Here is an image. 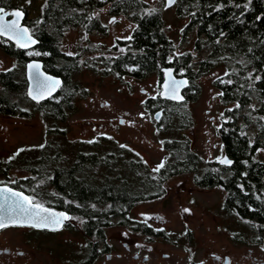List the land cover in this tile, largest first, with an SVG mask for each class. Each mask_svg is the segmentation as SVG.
<instances>
[{
  "label": "flooded vegetation",
  "instance_id": "1",
  "mask_svg": "<svg viewBox=\"0 0 264 264\" xmlns=\"http://www.w3.org/2000/svg\"><path fill=\"white\" fill-rule=\"evenodd\" d=\"M0 6L4 10L14 7L11 5L7 7L5 0H0ZM173 7L175 8V5L164 10L167 12ZM22 10L26 13L23 22L27 23L30 34L33 35L32 25L25 22L27 10L25 8ZM110 15L109 22L118 20L116 17L120 16ZM101 24L103 28L91 29L89 33H84L83 28H71L79 30V33L85 35L88 40L89 34L92 33L107 35L108 26L103 19ZM134 27L133 23L126 38L117 39L111 49L112 52L105 53L101 47L93 50L89 47L82 49L80 46L76 52L64 51L78 65L80 64L79 70L87 66L96 73L113 76L119 81L125 80L126 76L143 81L153 77L149 90L141 88L142 94H146L142 105L152 115V118L145 123L150 125L144 126L140 124L143 122L128 121L124 117L120 120H90L86 121L89 128L87 131H90V134L86 137H69L67 142L62 144L66 132L64 127L60 126V122H65L67 118L55 122L49 117L50 119L46 118V120L53 125L47 127L45 132L58 133L53 135L52 139L47 137V134L44 135L40 146L27 147L34 150L28 151L27 154L21 150L25 148L23 144L15 150L0 152V189L21 191L35 204L54 210H64L69 214L66 221L55 227L17 223L6 224L5 227L0 228V264H247L243 230L244 219L248 218L244 217V201L242 202L234 194L236 187L241 189L240 193L244 195V184L239 183V172L234 167L235 159L229 154L225 142V135L230 130L229 125L233 126L232 121L225 118V109L219 117L211 116L212 136L216 137L219 143V152L213 153L208 150H193L191 147L190 136L185 129L191 127L193 120L164 119L166 105L169 102L183 105L194 100L193 94L200 95L202 87L199 78L209 72L204 74L199 72L198 65L203 57L193 56L186 63L183 62L182 56H170L165 59L158 56L153 66H143L141 62L136 61L125 66L123 71L115 68L114 72L108 73L107 69L110 68L106 66V61H111L112 57L117 59L130 52L121 45L130 44L133 34L131 29ZM184 27L181 28L182 36L191 33H186ZM165 35L172 41L166 33ZM36 38L38 42L35 46L22 49L9 38L0 35V52L4 58H11L12 64L27 58L24 64L26 73L28 60H41V55L48 57L51 54L50 50H43L40 47V39ZM125 39L129 40L126 42ZM8 47L14 51L11 50L9 53ZM174 52V55L179 53L176 50ZM107 56L112 57L110 60H105ZM135 58L133 56L132 61ZM11 67L0 64V131H3L6 124H10V120L12 123L15 120L21 121L33 111L40 112L43 117L40 110L47 100L63 101L65 110H72L75 108L76 96L83 95L79 89L59 88L54 96L45 100L34 101L28 98L33 103V107L26 110L22 100L20 103L18 95L19 92H24L22 81L21 88L15 90L16 95L9 99L12 102L17 101L10 108L7 99L8 90L3 86L7 84V73ZM168 68H172L176 77H187L189 80L188 85L180 92L184 96L182 101L164 98L160 94L163 90L165 70ZM221 68L222 72L218 77H221L225 71L223 67ZM79 70L74 71V74ZM192 72L197 73L195 77L192 76L194 79L189 75ZM216 79L217 77L213 78L212 88L216 91L219 104L225 105L220 98L221 89L215 84ZM159 110L162 113L158 119H155L154 114ZM133 123H136L133 128H145L139 130L140 141H135L137 144L141 143V146L147 145L153 148L154 143H148L150 139L152 140L151 134L160 137L155 155L121 137L118 130H121L125 124H130L129 127H132ZM253 126L257 130L252 132L258 131L260 138L256 140L257 136L254 134L249 136L248 141L255 149L252 152L254 155L251 166L258 165L264 170V135L261 136L262 131L258 128L261 127L260 124ZM243 127L237 130L241 135H244ZM173 132H177L178 135L168 136ZM183 146L186 150H181ZM213 146L216 147V143ZM40 148H43V153L38 150ZM225 157L232 163H221ZM241 163L244 166V157L241 158ZM161 164L163 167H159ZM70 175L84 186L81 198L74 196L70 187H67L66 182L69 181ZM213 192L220 195L217 203L219 209L224 211L237 228L233 231L226 229L229 235L224 234L225 239L220 242H217L216 238L214 240L213 237H208L201 243L197 237L200 234L193 232L188 219L196 216L192 208L200 204L195 194L204 195ZM260 192L264 194L263 185ZM6 193L4 195L7 196ZM2 202L3 198L0 197V203ZM86 207L91 208L90 211H85ZM173 207L175 211L172 210L170 213L172 215L178 213L183 219V226L179 229H175L174 218L167 214L169 208ZM109 208L111 209L107 210L109 214L105 215L104 210ZM257 222L256 226H251V229L255 227L254 233L260 236V240L255 243L259 246L261 251L259 255H261L264 254V220ZM109 230H112V234L108 232ZM250 250L249 252L252 253ZM256 260L264 264V260L255 258Z\"/></svg>",
  "mask_w": 264,
  "mask_h": 264
},
{
  "label": "trees",
  "instance_id": "2",
  "mask_svg": "<svg viewBox=\"0 0 264 264\" xmlns=\"http://www.w3.org/2000/svg\"><path fill=\"white\" fill-rule=\"evenodd\" d=\"M5 1L7 7H10L12 0ZM163 3L164 0H43L32 31L40 39V47L51 51L48 57L40 56L44 69L63 78L61 90L74 88L82 91L83 87L72 77L74 71L80 69V64L62 49V39L71 27L83 28L84 33L103 28L101 15L96 14L102 6L110 14L124 15L135 24L131 29L132 43L121 45L130 52L117 59L112 56L105 58H111V61H106V66L110 68L107 69L108 73L114 72L115 68L122 70L136 61L143 66H153L158 56L164 59L182 56L183 62L188 63L191 57L200 55V58L203 57L198 65L201 74L218 66L223 67L225 71L221 77H217L215 84L221 89V101L227 106L224 116L233 125H229L230 130L225 135L226 148L235 159L234 167L239 172V183L244 184V195L236 187L234 194L244 201V217L255 225L257 221L264 220V194L260 192L262 185L264 188V170L258 165L251 166L255 149L248 140L253 134L257 136L256 140L260 138L258 131L257 134L252 132L257 130L254 124L261 125L258 128L262 131L261 136L264 135V0H178L175 4L176 13L187 18L184 29L186 33H194L191 41L195 50L194 53L185 51L178 55H174V42L165 35ZM128 40L125 39L126 42ZM7 49L9 53L12 50L10 47ZM133 56L136 60L132 61ZM26 59L17 60L13 64L7 73V84L3 86L8 90L9 100L16 95L15 90L21 88L20 82L23 81L24 92L18 94L23 104L24 99L29 100L25 91ZM196 74L192 72L189 75L195 77ZM198 96V93L193 94L192 99ZM16 102L9 100V107L12 108ZM63 103L44 102L40 110L43 118L46 120L52 117L55 122L68 118L72 110H65ZM182 106L180 103L169 102L164 119L193 120L191 112ZM25 109L28 110V107ZM241 126H244V135L237 131ZM38 150L44 152L43 148ZM181 150L186 149L183 146ZM242 157L244 166L241 163ZM68 179L67 187H70L74 196L81 198L83 184L74 179L73 175ZM90 209L86 207L85 211ZM107 210L111 209H105V215L109 214ZM252 231H255V227Z\"/></svg>",
  "mask_w": 264,
  "mask_h": 264
},
{
  "label": "rangeland",
  "instance_id": "3",
  "mask_svg": "<svg viewBox=\"0 0 264 264\" xmlns=\"http://www.w3.org/2000/svg\"><path fill=\"white\" fill-rule=\"evenodd\" d=\"M42 3L43 0H12L10 5L12 7L25 8L28 13L25 22L34 25L35 19L40 14ZM96 14L101 15V19L107 24V35L101 36L92 33L89 34V39L86 40L85 35H81L79 30L77 31V29L70 28L64 33L62 39L63 45L61 47L63 50L67 52H76L80 47L82 49L89 47V49L93 50L96 47H101L105 50V53L107 51L112 52L111 49L117 39L126 38L127 33L130 32L129 29L133 26L131 19L124 15L116 17L118 20L109 22L111 15L107 11V8L103 6L97 9ZM163 17L166 25L164 28L165 32L174 42L176 52L183 53L185 51H192L194 53L195 50H193L191 41L194 38V33L191 32L185 35L183 34L182 36L181 32V28L186 24L187 18L177 16L174 7L167 10V12L164 10ZM0 64L4 67H11V65H13L11 58H4L1 52ZM221 72V67L213 68L208 74L206 73L202 78H199L202 87L200 95L198 98L190 100L182 106V108L185 107L189 110L193 116L194 123L191 124L190 128L185 129V132L190 136L189 140H191L190 144L193 150H208L213 153L219 152V143L217 142V138L212 136L211 128L213 123H211L210 120L211 116L216 118L219 117L222 110L225 109V105L219 104L216 91L212 88L213 78L218 77ZM73 77L79 82L78 84L83 87V95L76 96L75 108L72 109V112L65 122H60V126L64 127L66 132V134L63 135L65 138L62 139V141H64L61 142L62 144L66 143L69 137H86V135L90 134V131H87L89 128H87L88 124L86 122L90 120H120L121 117H124L128 121L143 122L140 124L144 126L150 125V123H145L152 118V115L148 112L147 108L142 105L143 100L146 98V94H142L141 88L144 87L146 90H149L150 81L153 80V77H149L143 81L126 76L125 80L119 81L113 76L96 73L87 66H83ZM32 104L30 100L24 99L26 108H32ZM46 123H48V125ZM51 123L52 122L45 120L38 111H33L30 116L25 117L21 121L15 120V122L12 123V120H10V124H6L3 131H0V152L15 150L22 144L25 145V148L21 149L24 154H27L28 151H34L27 147L40 146L44 140L43 136L46 134L50 139L53 138V135L57 134L45 132L47 127L53 125ZM131 125L132 127H129L130 124L122 126V129L118 130L119 134H121L122 138L127 139V141H131L133 145L135 143L137 146H141V143L137 144L135 141H140L138 132L139 130H145V128H133L136 123ZM177 135V132L168 134V136ZM5 138H7V140ZM151 138L152 140L150 139L148 143H154L153 148H149L147 145H142L141 147L147 150L151 155H155L154 152L158 151L160 137L151 134ZM214 143H216V147L213 146ZM195 195H197L200 204L196 206V208H192V210L196 212V216H191L190 219H188L193 232L200 234V236L197 237L200 239L201 243L206 241L208 237H213L214 240L216 238L217 242L224 240V234H228L227 231H233V229L237 227L232 220L227 218L224 211L222 212L219 209L217 203L219 202L220 195L215 192L205 193L204 195L196 193ZM177 205H179V202ZM169 209L167 214L174 218L176 222L174 226L175 229L181 228L183 226L182 217L178 216V213L175 215L170 213L172 210L175 211L174 207ZM197 215L200 216V219H198ZM252 225L254 224L248 221V219H244V254L248 260L247 264H261L259 260L255 261V258L264 260V254L259 255L260 248L255 243L260 240V236L258 235V237L257 234L254 233L255 231H252ZM224 226H228L231 229ZM254 226H256V224ZM108 232L112 234V230ZM18 234L21 236V233L18 232ZM249 250L252 253H250Z\"/></svg>",
  "mask_w": 264,
  "mask_h": 264
},
{
  "label": "water",
  "instance_id": "4",
  "mask_svg": "<svg viewBox=\"0 0 264 264\" xmlns=\"http://www.w3.org/2000/svg\"><path fill=\"white\" fill-rule=\"evenodd\" d=\"M177 1L178 0H175L174 3H169L168 0H164L163 4H164L165 8H170V7L174 6ZM0 8H3V7L0 6ZM18 10L23 13V15L19 18V25L18 26L20 29L26 28L28 30L27 33L23 36V38L10 39L9 35H13L12 33H9V35H2V36L9 38L12 42H14L20 48L27 49V48H30L32 46H35L36 43L38 42V40L35 36L30 34L31 32H30V29H29L27 23L23 22L25 19V16H26L25 11L22 10L21 7H13V9L12 8L6 9L5 12L6 13H12V12H15ZM7 16H10V15L5 16L6 22L10 21L12 19H15V17H13V16H11L10 18H7ZM17 39H19V43H17ZM30 65H32V67H29ZM37 65L39 66L38 68L36 67ZM168 73H170V75H168ZM25 74H26V78H27L26 94L30 99H32V96L29 95L30 91L32 92L33 95L38 94L37 77L39 78L40 81H43L46 78H51L52 81H59V85L54 90L51 91V94L49 95L47 92H45L44 98L40 99L39 101L45 100L48 97L52 96L53 94L55 95V92L60 88L61 84L63 83V78L61 76L47 72L43 68V62L41 60H37V59L28 60V62L26 64V73ZM173 79L176 81H184L185 82L181 87H179V89L177 90V93H176L178 96H182L184 99V96L180 92L183 90L184 87H186L188 85L189 80H187V77H176L173 73L172 68H168L165 70V79L163 80L164 81L163 90L160 94L164 98L171 99V98H169V95H170L169 90L165 88V82L168 81L170 83L171 80H173ZM32 100H34V99H32ZM172 100L182 101V100H178V99H172ZM34 101H37V100H34ZM161 113H162L161 110L157 111L154 114L155 119H158L160 117ZM225 159H226V157L224 159H222V161ZM227 160H230V159H227ZM19 193H21V191ZM6 194L9 197L12 196V192H7ZM22 194H23V196H27L24 193H22ZM8 203H11V201H9ZM33 204H35V203H33ZM25 207H30V205L25 203ZM43 208L47 209L48 211L42 212L40 209L33 208L31 210V214H32L31 219H27L23 215H17V213H5V221L4 222H5V224H17V223L22 224V223H24V224H29V225L45 226V224L41 222V217H43V216H49V215L60 214V213H63L64 216H67V217L69 215L64 210L59 211V210H54V209H50L47 207H43ZM37 213H39V215H36ZM59 219H61L63 222L66 221V219H63V217H59ZM57 225H59V224H52V223L47 224V226H52V227H55Z\"/></svg>",
  "mask_w": 264,
  "mask_h": 264
},
{
  "label": "snow or ice",
  "instance_id": "5",
  "mask_svg": "<svg viewBox=\"0 0 264 264\" xmlns=\"http://www.w3.org/2000/svg\"><path fill=\"white\" fill-rule=\"evenodd\" d=\"M169 3H174L175 0H168ZM10 15L15 17V19H12L10 21H5V16ZM23 15L21 11H15L12 13H6L3 8H0V35H9V33H12L13 35H9L10 39L13 38H23V36L27 33V29H20L19 28V18ZM17 43H19V39H17ZM29 67H32L30 65ZM39 67L38 65L36 66ZM170 75V73H168ZM185 82L184 81H176L171 80L169 83L168 81L165 82V88L169 90V98L171 99H178L182 100V96H178L177 90L179 87H181ZM37 85H38V94L33 95L32 92H29V95L32 96V99L39 101L40 99L44 98V93L47 92L49 95L51 94V91L54 90L58 85L59 81H52L51 78H46L43 81H40L37 77ZM123 147V145H122ZM221 163L225 164H231L232 162L230 160H223ZM159 167H163V164H161ZM158 170V169H157ZM5 192H12L11 189H0V197L3 198V202L0 203V228H3L6 226L4 220H5V213H17V215H23L27 219L32 218L31 210L33 208L40 209L42 212H47L48 210L43 208L42 205L39 204H33L30 197L23 196L22 193L19 192H12V196H6L4 195ZM11 201V203H8ZM25 203L30 205V207H25ZM187 211V210H185ZM36 215H39L37 213ZM59 217H63V219H68L67 216H64L63 213L60 214H54L49 216H43L41 217V222L47 226L48 223L52 224H60L63 221L59 219ZM35 226V225H33Z\"/></svg>",
  "mask_w": 264,
  "mask_h": 264
},
{
  "label": "bare ground",
  "instance_id": "6",
  "mask_svg": "<svg viewBox=\"0 0 264 264\" xmlns=\"http://www.w3.org/2000/svg\"><path fill=\"white\" fill-rule=\"evenodd\" d=\"M54 96V95H53ZM30 99V98H29Z\"/></svg>",
  "mask_w": 264,
  "mask_h": 264
}]
</instances>
